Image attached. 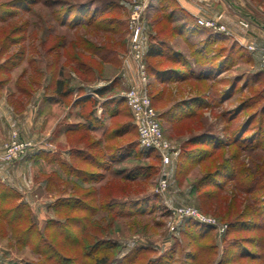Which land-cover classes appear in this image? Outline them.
Masks as SVG:
<instances>
[{"label":"rangeland","instance_id":"obj_1","mask_svg":"<svg viewBox=\"0 0 264 264\" xmlns=\"http://www.w3.org/2000/svg\"><path fill=\"white\" fill-rule=\"evenodd\" d=\"M132 6L133 0H0V98L7 99L12 109L17 112L16 114L23 115L27 105L33 101L35 104L40 103L43 96L41 85L44 82L42 86L45 87L48 82L49 92L47 93L52 95V98L59 99L66 106L72 105L75 95H78L75 91L81 89L80 93H83L85 89L79 86L85 85L86 88L92 80V78L89 80L88 77H84L83 73H75L79 65L77 57L81 56V59L86 61V67L90 66L89 64L94 66L93 61L96 60L94 53L104 54L108 51L107 46L118 49L119 68L124 57L132 58L129 52V21ZM151 6L146 20L151 17L156 6H166V2L154 0ZM257 6H264V0L257 2ZM94 13L97 14V21L106 25L109 19L114 17L122 20L121 32L113 36L85 25L70 27L78 18H81L84 23L87 22ZM63 20H67V25H62ZM146 25L145 23L147 29ZM24 35H26L24 41L12 43V37L22 38ZM53 46L55 49L52 50ZM96 61L98 62L96 65L104 76L116 70L115 67H107L100 61ZM62 66L65 67L64 75L59 76ZM115 76L116 74L112 75L113 78ZM59 78L66 81V87L73 89L72 94L66 98L55 94V84ZM120 80L110 84L111 89L103 96L96 92L94 100H91L90 107L87 108L89 110L93 108V101L94 106L97 107L96 111L102 105L101 118L107 122V135L105 133L101 136L88 135L87 137L85 134L87 138L83 140L78 139V134L75 136L68 133L67 135L71 148L89 150L98 160L109 166L107 170L101 171L104 175L99 176L96 182L84 181L82 176H77L76 172L72 173L69 168L61 164L65 160L59 155L42 156L43 159L39 155L38 158L30 159L29 163H25L31 150L40 141H34L23 135L25 126L22 120V123L17 120L10 126L6 124L8 135L0 140V175L11 173V180L16 186L4 182L0 177V203H2L3 195L9 193L13 196L10 202L26 206L23 213L28 215V220L25 223L23 221L10 223L9 219L0 215V264H48L33 251V247L26 246L19 241V233L24 227L32 224L37 231L43 233L45 225L50 220L66 223L68 216L82 215L81 212L67 213L66 209L56 207L58 199L64 200L75 195L82 196V192L79 193L77 188L84 191L87 189L96 191L95 197L85 195V199L98 208L95 216L92 215L89 231L103 243L108 242L115 245L114 248L104 253L110 258V262L115 259L120 260L123 255L135 248L145 247L150 248V251L145 258L141 257L133 264H147L148 259L158 258L162 261L156 264H164L163 262L167 260H169L168 264H191L189 257L193 255H197L194 264H231L229 259L237 256L232 243H239V239L243 236L254 235L243 233V236H240L232 233L226 236L227 229L220 233L219 227H211L213 230L208 233L206 239L197 240L192 236L197 230L195 224L181 222L175 231L170 230L168 224L171 222V209L194 207L206 217L215 219L219 226L226 225L228 228L229 222L239 218L245 203L253 206L254 198H260L262 201L264 190L252 195L245 194L247 184H250L248 181L250 177L245 179L247 172L241 176L245 179V183H241L236 191L232 183L223 191L213 186H205L200 191L197 188L208 167L206 163L198 164L197 158L212 148L207 142L211 139L210 137L219 134L224 142H228L233 140L235 132L245 130V136L242 138H249L253 142L264 138V128L260 133L261 123L264 124V114L261 112L264 106L262 100L252 108L244 109L238 119L229 124V116L237 108L232 109L233 106L253 95L263 96L261 88H253L251 92L244 93L241 95L243 97H237L238 99L230 101L222 108L218 106L221 98L220 88L213 85V88H209L210 97L207 101L209 106L202 109L196 108L195 105L190 106L187 110L197 109V116L192 119L179 120V114L173 112L175 109L167 116L164 113L170 108H175L177 104L175 102L182 95L191 97L193 94H204L202 88L198 85L196 90L188 93L189 91L184 90V85H178L177 88L181 93L180 96L175 97V86L173 89L169 84L152 87L148 84L151 96L164 90L155 100V109L160 116L166 137L173 146L171 162L165 168L169 178V187L166 192L159 193L162 158L156 151L140 147L137 130L132 125L123 98V93L128 88ZM104 81L103 76L98 77L97 88ZM224 94L228 96L231 91H226ZM111 110L112 113H116L115 110L120 112L119 116L111 118ZM223 110L228 116L222 117ZM254 112H257V118L249 121V117ZM38 118L37 116L34 125L35 131L40 133ZM56 119L57 117H54L53 122ZM115 128L119 129L114 135L119 137L114 136V140L109 141V134L114 132ZM80 134V136L84 135L83 130ZM200 135L202 137H195ZM96 141H101L97 148L92 145ZM54 143L59 151L65 148L63 145ZM26 144H30V147H26ZM22 145L25 146L22 151H16L12 158L4 159L9 148L15 149ZM109 148L114 152L112 160ZM232 150L235 151L237 148L233 147ZM221 153L216 151V158L225 159L224 156H220ZM240 153L241 166L244 164L249 168V173L254 175L255 167L253 166L260 163V160H264V153L261 151ZM69 163L76 168L87 169L89 172H100L85 164L79 156H73L68 161ZM261 180L264 183V177H261ZM207 191L215 196L211 199L203 198V192ZM236 195L243 204L237 203V207L233 208L232 198ZM107 202L115 207L114 213L106 212L103 208ZM131 210L144 213L125 216L124 213ZM67 226L70 225L67 223ZM71 228L75 236L79 235L80 243L78 240L76 244L68 245L63 241H59V244L65 245L69 256L77 258L75 264H93V257L90 259L83 257L82 249L85 245L81 243V240L85 235H80L81 227L77 225ZM93 243L94 240L89 244ZM247 250L256 254H264L263 250L250 245ZM102 254L98 253L96 256ZM233 264H264V258L238 260Z\"/></svg>","mask_w":264,"mask_h":264},{"label":"crops","instance_id":"obj_2","mask_svg":"<svg viewBox=\"0 0 264 264\" xmlns=\"http://www.w3.org/2000/svg\"><path fill=\"white\" fill-rule=\"evenodd\" d=\"M162 1L166 2V6H156L151 17L146 20V27L150 30L146 29L145 33L147 37L144 50L145 61L153 68L164 71L174 69L179 74L190 76L182 81L179 79L167 83L173 89V86L176 87L175 97L180 96L181 93L177 88L178 85H184V90L189 91L188 93L196 90L199 85L204 93H200V96L204 98L202 103H208L209 88L215 85L220 88L221 98L218 106L222 108L230 101L238 99L237 97H243L241 95L244 93L251 92L255 87L261 88L262 101H264V70L261 68L260 60L261 50L264 48V6H257L252 0ZM198 18L217 20L226 27L227 31L219 32L200 26L197 22ZM242 21L248 22L249 26H243ZM151 44H163L168 51V56L150 58ZM149 77L150 87L165 85L158 80L156 75L151 74ZM115 80H120L128 89L137 84L136 62L132 58L124 57L115 78L105 79L104 83H100L98 87L112 85V81ZM42 85L43 96L40 103L35 104L33 101L27 105L23 115L16 114L17 112L12 109L7 99L0 98V140L8 135L6 124L10 126L17 120L20 123L24 122L23 135L34 141H40H37L39 143H36L35 148L31 150L25 163L30 159L38 158L39 155L40 157L59 155L65 163H68L74 156L75 149L89 151L83 148H71L67 141L68 133L75 136L78 134L79 140L82 137L80 136L82 130L87 137L88 135L101 136L106 133L107 122L101 118L102 105L97 111V107L93 106L94 113L91 116V109H87L90 103L85 107L81 104L85 97L94 99L99 88L95 80L87 84L86 88L85 85L79 84L81 85L79 87L84 88L85 91L80 93V89H77L75 94L78 95H75L72 105L66 106L59 99H54L47 93L49 92L48 82L45 87ZM231 88L232 95L224 99V93L230 91ZM158 95H153V98L157 100ZM196 97L199 95L193 94L191 97L182 95L175 103L187 102V106H193ZM240 103L241 101L237 102L238 105L236 104L232 109ZM224 112L223 110V114ZM37 116L40 122V133L35 131L34 123ZM53 116L57 117L55 122H53ZM96 120H101L102 123L97 125ZM50 124H52L51 127ZM54 142L65 148L59 151ZM109 151L113 153L111 148ZM0 177L4 182L16 186L11 180V173L1 174Z\"/></svg>","mask_w":264,"mask_h":264},{"label":"trees","instance_id":"obj_3","mask_svg":"<svg viewBox=\"0 0 264 264\" xmlns=\"http://www.w3.org/2000/svg\"><path fill=\"white\" fill-rule=\"evenodd\" d=\"M254 3L257 4V2H261L263 0H252ZM66 18V17H65ZM64 18V19H65ZM67 19V18H66ZM62 25H67V20L62 21ZM79 25L87 26V27H92L97 31H100L106 35L110 34L113 36L118 35L121 32V27L123 25L122 20H119L118 18H112L109 19V23L106 25L103 22H98L97 21V14L94 13L88 20L87 22H83L81 18H78L73 22V24L70 25V27H78ZM12 43H19L21 41H24L26 38V35H24L22 38H16L12 37ZM20 39V40H18ZM46 42V41H45ZM44 42V43H45ZM163 46V47H162ZM108 51H105L104 54H101L99 52L94 53V56L96 60L100 61L103 63V65L107 67H115L114 73H111L109 75H103V72L98 68L96 64L98 62L94 60L93 62L95 65L93 66L92 64H89L90 66L86 67V61L81 59V56L77 57V61L79 62L78 67L76 68V72L78 74H82L84 77H88V79L92 81H96L98 77H102L103 79H109L112 77V75L117 73V70L119 69V60H118V49L116 47H107ZM52 50L55 49V46L51 48ZM51 50V51H52ZM50 51V49H49ZM23 52V51H22ZM25 53V52H24ZM168 56V51L165 49L163 44H151L150 50H149V57L150 58H155V57H164L166 58ZM167 61V59H166ZM16 63V62H13ZM118 63V64H117ZM102 65V66H103ZM101 66V67H102ZM64 69L65 67L62 66L59 76L64 75ZM75 71V70H74ZM107 71V70H106ZM167 71V72H166ZM161 70L157 68H153L150 64L147 65V72L148 75L154 74L157 76L158 80H160L161 83H169V82H174L180 79V81L185 80L189 78V75L185 74H179L177 70ZM169 71V72H168ZM105 74V73H104ZM169 74V75H168ZM114 77V76H113ZM112 77V78H113ZM210 77L212 75L210 74ZM113 80V79H112ZM117 81V80H115ZM65 80L64 79H57L56 84H55V92L56 94L62 98H66L67 96L71 95L73 92V89L70 87L65 86ZM114 81H112L113 83ZM89 83V82H88ZM109 89H111L110 86H105L102 88H99L96 92L99 95H104ZM231 94L228 96L226 95L224 99L228 98L230 95H232V88H231ZM81 92V89H80ZM164 90L159 93L158 96H160ZM151 96V94H150ZM260 96V95H259ZM258 94L251 96L250 98H247L243 101H241L240 105L237 106V108L234 110L231 116H229V124H231L233 121L238 119L240 113L245 109H250L260 100H262V96L259 97ZM152 99V104L155 107V98L151 96ZM202 97L199 95V97H196L194 99V104L196 108H205L208 107L209 104L207 103H202ZM91 100H94L91 97H85L82 99L81 104L87 106ZM125 102V101H124ZM91 104V103H90ZM207 104V105H206ZM94 106V101L93 104ZM126 105V103H125ZM92 106V107H93ZM131 120H132V125L136 129V126L133 123V118L131 115V112L126 105ZM175 108H170V110L166 111L164 115H168L173 109H175L173 112L179 114V120H185V119H192L197 116V109L195 110H187V102H180L174 106ZM116 109V108H115ZM112 113V110L110 111V117L115 118L118 117L120 112ZM114 112V110H113ZM261 112L264 114V106L261 109ZM93 110L91 108V116H93ZM228 116L226 112L223 114V117ZM257 118V112H254V114H251L249 117V121L252 119ZM173 121V120H172ZM97 125L99 123H102L101 120H96L95 122ZM163 127V124H162ZM82 128V127H81ZM264 124L261 123L260 127V133L263 132ZM111 132L109 134V141H113L114 136L118 138V135H114L115 132H118L117 129ZM164 130V128H163ZM245 130H240L235 132L234 138L232 141L224 142L223 137L218 135H213L214 137H210L207 142L209 145H211V149L209 151H205L203 154H201L197 158V163L198 164H203L206 163L208 165L207 170L204 172L197 188L198 191H200L202 188L205 186H213L219 191L225 190L229 184H233V188L236 190L239 189V186H241V183H245V179L247 180L249 177L250 184H247V187L245 189V194H256L264 190V183L261 180V177H264V160H260V163L254 165V175L253 173H249V168L246 166H241L240 164V152H258L261 151L264 153V138L260 139L258 142H253L249 138H242L245 136ZM126 133V132H125ZM165 134V130H164ZM107 135V132H106ZM206 135V134H205ZM122 136V135H121ZM120 136V137H121ZM166 136V134H165ZM138 137V133H137ZM195 137H202L200 136H195ZM85 135H82L81 140H83ZM101 141H96L93 142L92 145L95 146V148L100 146ZM139 143V142H138ZM245 143V145H244ZM233 147H236L237 150H232ZM134 151V150H132ZM218 151V153L222 152L220 156H224L225 159L216 158L215 152ZM114 153V152H113ZM113 153L111 154V160L113 159ZM133 153V152H132ZM131 153V154H132ZM74 156H79L84 160L85 164H88L89 167H93L96 169V171L100 172H89L87 169H79L76 168L73 164H68L65 162H62L61 164L63 166H66L69 168V170L74 173L76 172L77 176H82L84 181L87 182H96L97 178L103 177L101 174V171L107 170L109 166L105 162H101L96 158V156L92 153H89V151H83V150H74L73 151ZM238 163V164H237ZM91 171V170H90ZM248 173L245 176V179H242L241 176H244L245 173ZM258 175V176H256ZM135 179V178H133ZM77 191L79 193L82 192V196L75 195V196H70V198H65L64 200L58 199L57 201V208L62 207L66 209L67 213H73V212H81L82 215L74 216V217H67L66 223L61 222V221H56V220H50L47 222L45 225V229L43 233H40V231H37L36 228L32 225L29 227H24L23 231L19 233V241H22L23 244L26 246H31L33 247V251L38 254L41 258H43L48 264H75L77 258L73 256H69L68 250L65 248V245L59 244V241L65 242V244H76L77 241L79 240V235L75 236L73 233V229L71 227H76L79 225L81 227V234L80 235H85L84 239L81 240L82 244L85 245V248L82 250L83 252V257L86 259H90L93 257L94 263L93 264H133L134 261L140 259L142 257L145 258L147 255L148 251H150V248H145V247H138L133 249L130 253L128 252L127 254L123 255L120 260L115 259V261L110 262V258L104 254L108 252L110 249L114 248L115 245L111 243H103L102 240L96 239V235L91 234L89 231V225L91 224V218L92 215L95 216V214L98 212V208L88 202L85 199V195L87 197H95L96 191L94 189H87V190H80V188H77ZM1 202L0 203V215L3 216V218L9 219L10 223H17L19 221H23V223L27 222L28 220V215L24 214L26 210V206L22 204H13L10 202L11 198L13 197L9 193H6L3 195ZM215 196L214 194H211L209 191L203 192L202 197L203 198H210ZM9 201V202H7ZM234 201L233 208L237 207V203L239 205L243 204L242 201L238 198V196H234L232 198ZM253 201V206L246 205V203L243 205V209L239 214V218L236 221L229 222L227 231H226V236H229L232 233L238 234L240 236H243L242 234H249L253 233L254 235H249V236H243L239 239L238 242L232 243V248L236 251L237 256H234L232 259H229L230 263H236L238 260H246V259H258L261 260L264 258V254H256L254 252H251L250 250H247L248 245L254 246V248L258 250H263L264 251V198H262V201H260V198L256 199ZM106 212L109 213H114V206L111 204H108V202L104 205ZM144 212H135L133 210L128 211L127 213H124L125 216H133L136 214H143ZM186 222L195 224L197 226V230H195V233L192 234L194 239L197 240H204L207 238L208 233H210L213 229L211 227H207L206 225H202L194 220H188ZM67 223L70 226H67ZM50 232V235H49ZM16 233V232H14ZM17 234V233H16ZM93 244H89L90 241H93ZM80 243V240L79 242ZM68 255H67V254ZM98 253H103L101 256H96ZM171 258V257H170ZM191 260V264H194L195 261L197 260V255H193L189 257ZM160 258L158 259H148L147 264H156L160 262ZM162 261V260H161ZM169 263V260L167 262Z\"/></svg>","mask_w":264,"mask_h":264},{"label":"built area","instance_id":"obj_4","mask_svg":"<svg viewBox=\"0 0 264 264\" xmlns=\"http://www.w3.org/2000/svg\"><path fill=\"white\" fill-rule=\"evenodd\" d=\"M154 0H133L131 18L129 21L130 29V55L136 62L137 78L136 85L130 87L125 93L123 98L128 106L133 123L136 126L138 133V142L141 148L145 150L156 151L162 158V174L159 180L158 192L164 193L169 187L168 174L165 168L170 164L172 159L173 146L164 134L160 116L152 104V99L148 91V84L150 77L147 72V65L145 62V42H146V17L149 10L152 8ZM200 26L205 28L226 32L227 29L223 24L217 20L202 19L197 20ZM243 26L248 27L249 23L242 21ZM253 49V47H250ZM261 68L264 70V48L261 50ZM25 146L18 148H9L7 155L4 159H10L16 151H22ZM30 147V144H26ZM171 222L168 226L170 230L175 231L178 224L188 220H194L200 224L208 227H219L220 233L225 232L226 225L219 226L218 222L201 214L200 211L194 207H178L171 209Z\"/></svg>","mask_w":264,"mask_h":264}]
</instances>
